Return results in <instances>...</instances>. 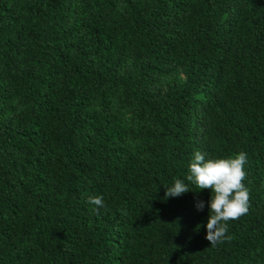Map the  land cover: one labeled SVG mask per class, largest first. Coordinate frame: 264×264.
<instances>
[{
	"label": "trees",
	"instance_id": "16d2710c",
	"mask_svg": "<svg viewBox=\"0 0 264 264\" xmlns=\"http://www.w3.org/2000/svg\"><path fill=\"white\" fill-rule=\"evenodd\" d=\"M197 150L248 159L214 247ZM0 264H264V0H0Z\"/></svg>",
	"mask_w": 264,
	"mask_h": 264
},
{
	"label": "clouds",
	"instance_id": "9594fccd",
	"mask_svg": "<svg viewBox=\"0 0 264 264\" xmlns=\"http://www.w3.org/2000/svg\"><path fill=\"white\" fill-rule=\"evenodd\" d=\"M247 154L240 152L228 158L205 159V154L195 151L189 163L187 181L199 190L208 189L211 195L208 201V220L205 239L211 246L230 240L228 222L238 220L247 214L250 208L249 189L242 181L246 179L245 165ZM189 187L182 179H175L164 198L179 197L189 192ZM87 203L96 206V211L105 207L101 195L89 196ZM197 210L204 208V202L196 203ZM199 225L197 226V229Z\"/></svg>",
	"mask_w": 264,
	"mask_h": 264
}]
</instances>
